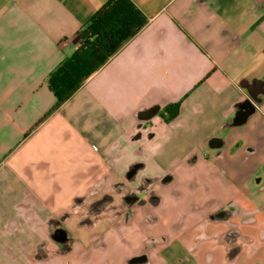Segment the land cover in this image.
I'll return each mask as SVG.
<instances>
[{
	"label": "crops",
	"instance_id": "crops-1",
	"mask_svg": "<svg viewBox=\"0 0 264 264\" xmlns=\"http://www.w3.org/2000/svg\"><path fill=\"white\" fill-rule=\"evenodd\" d=\"M109 1L0 0V264H264V0H132L147 23L39 122Z\"/></svg>",
	"mask_w": 264,
	"mask_h": 264
},
{
	"label": "trees",
	"instance_id": "trees-1",
	"mask_svg": "<svg viewBox=\"0 0 264 264\" xmlns=\"http://www.w3.org/2000/svg\"><path fill=\"white\" fill-rule=\"evenodd\" d=\"M147 21L132 0H110L97 10L75 36L78 48L49 75L48 85L56 102L39 122L69 99ZM180 105L179 101L164 108L165 121L177 116Z\"/></svg>",
	"mask_w": 264,
	"mask_h": 264
},
{
	"label": "rangeland",
	"instance_id": "rangeland-1",
	"mask_svg": "<svg viewBox=\"0 0 264 264\" xmlns=\"http://www.w3.org/2000/svg\"><path fill=\"white\" fill-rule=\"evenodd\" d=\"M169 175H172L173 176V173H169ZM170 182L172 181L173 182V180H169ZM165 184H167L168 182H164ZM154 188V187H153ZM171 192H172V190L171 189H169V190H167L166 191V195L167 196H169V195H171ZM164 193H165V191H164ZM151 198V199H150ZM150 200H152V201H154V200H157V199H155L152 195L150 196ZM139 203H141V202H139ZM138 203V204H139ZM120 206V210H124L125 209V207H124V205H119ZM119 206L117 205V209L119 208ZM119 211V210H118ZM124 211H126V210H124Z\"/></svg>",
	"mask_w": 264,
	"mask_h": 264
},
{
	"label": "clouds",
	"instance_id": "clouds-1",
	"mask_svg": "<svg viewBox=\"0 0 264 264\" xmlns=\"http://www.w3.org/2000/svg\"><path fill=\"white\" fill-rule=\"evenodd\" d=\"M75 211H79V209L77 208Z\"/></svg>",
	"mask_w": 264,
	"mask_h": 264
}]
</instances>
